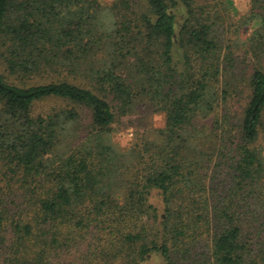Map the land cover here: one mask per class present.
<instances>
[{
	"label": "trees",
	"instance_id": "16d2710c",
	"mask_svg": "<svg viewBox=\"0 0 264 264\" xmlns=\"http://www.w3.org/2000/svg\"><path fill=\"white\" fill-rule=\"evenodd\" d=\"M201 1L115 0L108 31L100 0H0V52L21 80L0 72V179L22 195L19 218L0 199V264H264V0L237 51ZM142 96L164 126L118 148L117 113ZM48 97L91 112L69 150L78 113L34 115Z\"/></svg>",
	"mask_w": 264,
	"mask_h": 264
},
{
	"label": "rangeland",
	"instance_id": "374dc122",
	"mask_svg": "<svg viewBox=\"0 0 264 264\" xmlns=\"http://www.w3.org/2000/svg\"><path fill=\"white\" fill-rule=\"evenodd\" d=\"M114 1L115 0H100L103 7L108 10H110ZM201 2L204 4L209 3V5L212 6L213 11L215 13L217 12L219 17H221V19H218V27L222 32L224 44L227 45L229 43L233 45L234 51H237V47L235 45L236 42L247 40L252 35L254 29L259 27V22L257 20L251 22L248 25L244 24L245 18L254 11L252 0H203ZM175 11L178 14L179 24L181 25L187 14L184 4L179 2V6ZM241 53L244 57V52L241 51ZM1 54L4 55V57H2ZM6 54L7 52L4 50L3 53L0 52V72L4 73L10 81L20 83L21 80H19L17 76L11 75L6 71ZM175 61L178 62V65L181 67L183 66V56L180 51L176 53ZM46 81H50V78L41 79L39 82ZM33 82H35V79L31 82L29 81V83ZM71 108L75 109V111L78 113V117L76 120L72 121V123L69 125V129L66 131L63 137V148H61L62 151L69 150L71 146H76L78 143L85 140L91 130L90 110L84 105L69 103L66 100L56 97H48L46 99L39 100L35 103L33 108L34 115H46L51 112ZM156 112L159 111L152 107L148 97H139L132 112L125 115L117 113L116 120L112 124V131L108 135L109 142H112L118 148L127 150L135 144L141 143L143 140L157 139L159 136L158 129L162 128L165 123V114L159 112L164 116V123L162 127H155L153 126L150 117ZM129 127H133L135 129L134 139L131 142L130 147H121L119 143L114 141V134ZM260 143L264 147V131L262 133ZM5 198L7 199L8 203L6 206L9 208L11 214L9 217L19 218L21 216L22 200L20 184L16 183L9 185L7 182L0 179V199L5 200ZM151 202L154 203V205H156L160 211L163 210V202L157 190H153ZM155 257L158 256H151L144 264H156V260L154 259ZM162 264L166 263L162 260Z\"/></svg>",
	"mask_w": 264,
	"mask_h": 264
},
{
	"label": "clouds",
	"instance_id": "9594fccd",
	"mask_svg": "<svg viewBox=\"0 0 264 264\" xmlns=\"http://www.w3.org/2000/svg\"><path fill=\"white\" fill-rule=\"evenodd\" d=\"M100 22L104 30L110 31L114 29L116 19L110 10L105 9L101 13ZM150 120L153 126L162 127L164 123V116L163 114L156 112L151 115ZM134 132L135 129L133 127H129L125 130L115 133L113 139L115 142L119 143L121 147H130V144L134 139ZM154 259L156 260V264H162V258L155 257Z\"/></svg>",
	"mask_w": 264,
	"mask_h": 264
}]
</instances>
